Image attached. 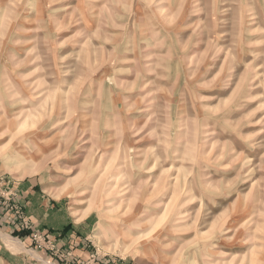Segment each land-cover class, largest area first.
<instances>
[{"label":"rangeland","instance_id":"374dc122","mask_svg":"<svg viewBox=\"0 0 264 264\" xmlns=\"http://www.w3.org/2000/svg\"><path fill=\"white\" fill-rule=\"evenodd\" d=\"M3 173L89 217L75 264H264V0H0Z\"/></svg>","mask_w":264,"mask_h":264},{"label":"crops","instance_id":"0c3cea01","mask_svg":"<svg viewBox=\"0 0 264 264\" xmlns=\"http://www.w3.org/2000/svg\"><path fill=\"white\" fill-rule=\"evenodd\" d=\"M4 174L5 173L1 174L0 177H4ZM4 180L7 184V188L14 193L15 198L21 205L23 216L32 223V226L29 230H22L19 227L20 222L18 220L15 222L10 221L12 213L0 207V259L2 262L6 264H43L41 261L30 259L28 255L17 257L6 245L7 240L13 239L30 247L32 244L30 235L33 232L48 236L50 240H54L57 248L61 249L67 247L73 250L74 261L63 262L58 257L56 259L54 257L55 255L50 251L40 249L39 254L41 256L46 258L47 254L50 255L48 256L50 259L45 264H49L53 259L56 260L55 264H75L88 261L90 257L89 253L84 252L83 248L80 249L77 247L80 240H85L87 236L89 217L76 225H72V219L61 205V200L46 196L38 187L39 185L35 177H26L17 181L12 178L4 177ZM18 245L19 249H21L20 244ZM96 264L133 263L125 260L115 261L109 258L97 260Z\"/></svg>","mask_w":264,"mask_h":264},{"label":"built area","instance_id":"2783aa9c","mask_svg":"<svg viewBox=\"0 0 264 264\" xmlns=\"http://www.w3.org/2000/svg\"><path fill=\"white\" fill-rule=\"evenodd\" d=\"M1 183V181H0ZM3 207L7 208L6 205L1 204ZM10 210L13 213L12 215V222L19 221V227L22 230H29L31 229V226L29 222L26 221V218L23 216L22 210L19 207H11ZM30 239L32 241V244L35 246L36 249H45L47 251L53 252L55 256L58 254L60 258H62L65 262L70 261L72 259V253L71 252H60V248H57L55 246L54 241H51L48 236H44L43 234L39 233H31ZM91 261L95 262L94 256H91Z\"/></svg>","mask_w":264,"mask_h":264},{"label":"bare ground","instance_id":"6f19581e","mask_svg":"<svg viewBox=\"0 0 264 264\" xmlns=\"http://www.w3.org/2000/svg\"><path fill=\"white\" fill-rule=\"evenodd\" d=\"M7 247H8L10 250L13 251V249H14L15 246L13 247L12 245H10V246L8 245Z\"/></svg>","mask_w":264,"mask_h":264}]
</instances>
